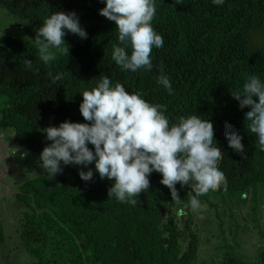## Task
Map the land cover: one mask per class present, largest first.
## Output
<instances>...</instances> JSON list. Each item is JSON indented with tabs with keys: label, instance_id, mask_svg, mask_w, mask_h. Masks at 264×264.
<instances>
[{
	"label": "trees",
	"instance_id": "obj_1",
	"mask_svg": "<svg viewBox=\"0 0 264 264\" xmlns=\"http://www.w3.org/2000/svg\"><path fill=\"white\" fill-rule=\"evenodd\" d=\"M0 6L15 18L33 22L36 30L53 12L74 11L87 33L85 39L66 33L68 53L52 49L56 59L47 65L39 60L35 43L10 35L0 43V126L14 130V142L28 151L34 167L31 178L18 187L20 198L32 193L41 205L36 210L30 196L34 208L25 201L18 219L27 264H195L198 260L201 230L190 206L195 194L187 185L177 182L178 196L172 198L169 188L160 183L161 174L154 171L149 188L131 204L109 198L113 181L101 179L95 171L90 181L81 180L82 166H63L52 178L42 173L39 153L50 143L42 130L64 120L84 122L78 107L81 93L104 75L129 92H140L148 102L164 105L170 124L191 114L213 123L226 184L196 197L198 209L216 216L211 237L219 241L218 255L210 264H264V224L256 220L264 204L263 198L258 200V190L264 191V151L246 129L245 113L250 109L241 110L232 96L248 76L264 79V45L249 42L251 32L264 26V0H224L222 6L211 0L181 4L155 0L152 26L162 36L163 46L153 48L150 71L136 72L121 70L111 60L117 32L114 22L98 12L103 0H0ZM26 60H31L32 68ZM49 73H60L62 78L53 81ZM162 74L171 82V95L156 83ZM228 123L241 135L243 153L228 147ZM88 167L94 169L92 164ZM245 194L250 204L244 215L261 237L248 258L236 250L240 233L250 229L238 210ZM37 211L46 215L47 222L37 217ZM223 211L232 223L231 235ZM4 241L0 223V244Z\"/></svg>",
	"mask_w": 264,
	"mask_h": 264
},
{
	"label": "clouds",
	"instance_id": "obj_2",
	"mask_svg": "<svg viewBox=\"0 0 264 264\" xmlns=\"http://www.w3.org/2000/svg\"><path fill=\"white\" fill-rule=\"evenodd\" d=\"M175 2L181 4L182 0ZM211 2L224 4V0ZM103 4L98 12L114 22L117 32L111 60L121 70L150 71L153 48L163 46L162 36L152 26L155 0H103ZM66 33L87 38L74 11H55L36 30L33 40L45 65L56 59L52 49L68 53ZM25 63L32 68L31 60ZM49 76L53 81L62 78L60 73ZM156 83L172 94L166 75L158 76ZM81 95L78 107L84 122L64 120L42 130L50 142L39 153L44 175L52 178L63 166H82L78 168L81 180L90 181L95 171L101 179L113 181L109 198L136 204L134 197L149 188V176L155 171L161 174L160 183L169 188L172 198L178 196L177 182L191 188L193 209L200 206L196 197L226 184L219 168L222 152L214 146V125L209 119L191 114L170 124L164 105L148 102L140 92H129L119 82L113 84L107 75ZM232 96L241 110L250 109L245 113L246 129L255 135V146L264 151V79L248 76L241 89L232 90ZM225 139L229 148L243 153L242 137L230 123L225 125ZM26 154L21 152L22 157ZM90 164L94 169L88 167Z\"/></svg>",
	"mask_w": 264,
	"mask_h": 264
},
{
	"label": "rangeland",
	"instance_id": "obj_3",
	"mask_svg": "<svg viewBox=\"0 0 264 264\" xmlns=\"http://www.w3.org/2000/svg\"><path fill=\"white\" fill-rule=\"evenodd\" d=\"M6 35H10L18 40L34 43L33 39L36 35V29L33 22L15 18L0 6V43ZM249 42L253 45H264V26L251 32ZM13 133L14 130L12 128L0 126V223L4 228L5 236L4 243L0 244V264H27L28 255L23 250L19 239L18 219L21 212L26 209L24 202L26 201L27 206L30 205L28 202L30 196L32 197V205L35 206L36 210H41V205L32 193L27 192L26 199L20 198L18 187L25 180L31 178L34 174V167L27 154L23 157L21 156V152L28 153V151L14 142ZM258 196V200L264 199L262 187L258 190ZM238 204H241L239 206L241 208L238 210L243 215L244 223L250 225L251 221L244 215L250 204L248 195H243L239 199ZM195 212V219L201 230L199 257L195 264H210L218 255L215 245L219 241L217 238L211 237V233L216 228V216L210 210L205 213L203 207L201 209L195 208ZM260 214L258 218H255L259 223L264 224V204L262 205ZM222 215L230 223L227 224V228L228 233L231 235L232 223L225 211L222 212ZM45 216L40 211H37V217L43 220V222H47ZM249 228L247 231L240 233L241 241L239 246L236 247L239 255L244 258L252 257L255 249L261 243V237L258 232L253 229L252 225Z\"/></svg>",
	"mask_w": 264,
	"mask_h": 264
}]
</instances>
